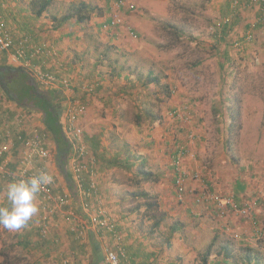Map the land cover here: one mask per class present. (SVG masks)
Wrapping results in <instances>:
<instances>
[{"label": "rangeland", "instance_id": "obj_1", "mask_svg": "<svg viewBox=\"0 0 264 264\" xmlns=\"http://www.w3.org/2000/svg\"><path fill=\"white\" fill-rule=\"evenodd\" d=\"M90 1L95 9H105L106 15L103 13L101 18H94L93 25L90 21L85 23L89 24L85 30H88L94 41H100L99 48L106 51L108 56L107 63L102 61L97 65L101 68H92V70L103 72L107 69L109 73H103L106 75L103 78H100L99 74L98 76L90 74L89 76H93V81L87 82L85 73H81L79 75L85 82L81 85L78 79L72 78L73 82L77 81L78 87L74 95L79 102L90 108L88 99L96 96L98 83L100 86L106 81L107 87L120 85L118 80L122 78L113 77L110 74V66L115 65L117 68L123 65L125 73L131 75L128 83L132 86L128 88L129 84H126L131 96L121 98H124L131 107L132 120L136 121L140 117L138 115L144 117L142 120L144 135L155 127L159 128L157 131L160 135L161 130L163 133L166 132L167 138L162 137V150L166 151L167 160L162 165L165 185L169 187L160 190L159 187L164 183L139 182L138 177H135L136 170L128 171L127 174L117 169L109 177H105L112 185L108 189L109 194H103L100 184L103 160L100 154L96 156L93 153L90 143H87L96 157L97 168L100 171L96 197L101 198L105 208L117 220L122 212L126 213L125 217L129 214L136 217L138 227L141 218L137 215L141 214L145 219L144 213L139 212L144 210L140 209L139 214L134 210L146 199H136L133 195L144 190L156 197L147 200L148 202L156 200L159 204L155 210L156 215L163 216L162 224L156 232L161 230L168 235L173 225L183 228L171 241L180 242L179 245L181 244L180 246L188 251V254H185L184 250L183 253L181 250L178 253L181 258L185 257L186 264H198L196 261L201 264L200 258L203 256L201 254L206 253L212 243L214 246L211 247L207 259L209 264H211L210 259L221 258L217 247L227 241L233 245L234 252L250 248L264 253V27L258 26L254 40L244 44L241 50L233 47L234 41H240L248 30V24L255 20L256 9L244 7L237 14H230L234 0H122L124 1L122 8L117 6L120 0ZM54 2L52 8L58 11L54 10L56 12L52 14L58 16L68 14L72 5L71 0ZM246 2L248 0L242 3ZM107 3L110 7L108 12ZM251 13L254 15L248 19ZM116 15L122 19L118 27L124 29L101 31V23ZM236 15L237 19L234 18ZM223 28L226 29L225 32ZM80 31L77 29V32ZM85 67L91 69V64L86 63ZM65 74V72L59 73V75ZM150 74L160 82L158 85H152L153 88H144L142 81ZM87 85H96V87L93 92L85 93L82 88ZM121 98L116 94L107 96L111 108L112 102H121ZM133 106H138V111L133 110ZM175 110L183 111L189 119L186 116L184 120L172 118L171 114ZM232 111L238 119L234 122L235 128H230L228 131L234 121ZM147 112L153 113L158 119L151 122L145 120ZM106 116H110V112H104L100 117L106 119ZM81 125L84 129L83 119ZM115 131L109 130L104 137L102 134L104 141H114L110 133ZM191 133L194 137L192 140L189 138ZM228 138L232 143L235 159L226 151L225 142ZM50 140L55 158L56 146L52 139ZM117 146V143L111 145L113 152L118 149ZM181 146L187 149V155L191 158L188 160L189 168L186 170L190 176L187 181L189 193L183 202L176 198L173 166V156L177 147ZM101 147L104 148V145L101 144ZM195 166L197 170L194 169L192 172L190 169ZM153 167L161 169L160 163L153 164ZM67 172L72 177L69 165ZM195 173L199 175L198 179H192ZM57 181L62 183L63 191L72 195L74 191L71 190L64 175L60 173ZM236 181L245 185V189L237 191L240 193L239 196H234L233 193ZM88 183V177L85 175L84 187H88ZM209 191L231 196L240 206H253V216L244 220L232 215L221 217L215 209L194 202V194L203 195ZM94 202L96 203L95 197L91 201L93 207L96 206ZM70 207L72 209H68L75 212L77 217L84 216L82 208L80 209L78 205ZM34 220V222L38 221L36 217ZM58 220L59 226L62 224L60 227L63 229V234L60 235L63 238L55 237L53 242L42 238L38 230L36 233L35 229H32L35 228L32 226L34 222L29 223L27 219L25 222L20 220L22 226L17 229L25 231L20 237L28 243L27 248L16 244L18 235L12 238L8 233L10 227L5 229L6 226L1 225L0 250L10 251L14 264H66V262L69 264V261L75 262L71 251L72 247H76L79 255L82 256L81 251L85 253L82 260L92 264L95 259L90 235L83 241L77 239L74 227L69 225L67 218L59 215ZM133 221L135 219H132ZM148 222L151 223L149 220ZM149 223L146 226L141 225L142 234L145 236L146 233L148 239L154 234L149 229ZM180 224L184 226L181 227ZM94 231L97 233V230ZM30 232L32 233L28 234ZM24 236L27 238L25 239ZM29 236L35 239H30ZM101 240L100 247L104 255L106 247H110L112 242L109 236ZM149 242L153 243V247L164 245L167 248L168 241L167 236L162 234L157 240L150 239ZM33 243L34 248L48 247L50 254L31 253L28 247L33 248ZM1 258L0 256V261ZM173 258V261H177L175 256Z\"/></svg>", "mask_w": 264, "mask_h": 264}, {"label": "built area", "instance_id": "obj_2", "mask_svg": "<svg viewBox=\"0 0 264 264\" xmlns=\"http://www.w3.org/2000/svg\"><path fill=\"white\" fill-rule=\"evenodd\" d=\"M123 4L124 1H119L118 8H122ZM231 7L234 14L244 7L255 8L258 14L256 19L248 24V30L243 34L241 42L234 41L233 43L234 48L241 50L244 44L254 40L258 26L264 27V0H249L245 4L241 0H234ZM121 23L122 19L116 15L110 23L103 25V30H114ZM4 53H11L15 61L22 62L24 69L28 70L44 88L52 91L59 90L62 95L63 104L59 123L70 147L68 165L84 216L79 218L75 212L67 209L73 201L70 193L66 191L55 193L58 178L49 170L56 164L51 148V137L42 121H39V125L35 128H27L33 119L37 116L41 117L39 113L19 108L14 101L0 91V120L4 125V128L0 130V176L1 180L7 184L9 194L20 198L25 203L35 202L37 204L41 215L39 216L41 221L39 235L42 238H46L49 234L51 217L59 214L66 217L72 228L74 227L77 239L83 241L94 230H97L101 239L106 236L110 237L112 245L106 247L104 264H134L127 260V252L122 243L123 236L117 228V219L105 208L101 198L95 195L100 171L97 168L96 157L86 142L81 125V120L86 116L88 108L76 99L74 93L77 92L78 87L72 77L67 74L59 75L48 68L55 63L58 56L57 51L32 46L30 38L26 36L16 40L0 15V54ZM33 61L39 63L34 64ZM95 87L96 85H87L82 90L85 93H91ZM185 116L189 119L180 110H175L171 114L172 118L179 120H184ZM189 138L191 140L194 138L192 133ZM19 149H22L21 156L14 154V151ZM14 156L17 157L15 161H13ZM186 156L187 149L183 146L177 147L173 156L175 194L180 202H183L189 193L187 185L189 175L184 168ZM10 159L13 167H9ZM85 175L89 180L88 187H84ZM198 178V174L192 175V179ZM194 195L196 204L213 206L221 217L232 212L246 219L254 213L253 206H240L231 196L211 191L203 195ZM94 197L95 207L91 204Z\"/></svg>", "mask_w": 264, "mask_h": 264}, {"label": "crops", "instance_id": "obj_3", "mask_svg": "<svg viewBox=\"0 0 264 264\" xmlns=\"http://www.w3.org/2000/svg\"><path fill=\"white\" fill-rule=\"evenodd\" d=\"M32 1L33 0H1L0 1V15L5 20L8 30L12 32L15 39L18 40L19 38L26 36L30 38L32 46L40 47L41 49L56 50L58 56L55 63L51 67L48 66L50 71L55 73L65 72L73 79L75 80L78 79L77 81L80 82V85L85 83L84 79L79 75L81 73L83 74L85 73L86 82L89 80L93 81V76H98L97 74L101 76L100 78L106 77L105 74L109 73V70L106 69L103 70V72L101 70H99V72H95V70L94 71L92 70V68H101L97 65L102 61L107 63L108 56L106 55V51L104 52L101 48H99V46L101 45L100 41L99 40L94 41L93 37L89 35L88 30H85L86 27L89 26V24H77L73 22V23H66L61 28L54 29V27L52 26L51 17L52 15H54L52 13L58 10L52 8L51 5L49 9L39 18L31 10L30 3ZM243 1L245 2L246 0H242V2ZM77 2H84L86 4L91 3L90 0H82V1L71 0V4ZM54 3L55 2H53L52 4ZM108 10H110V7L107 3L106 11L108 12ZM103 13L104 15H106L105 9L96 8V11L92 14V18H91L92 20H90V24L93 25L92 22L95 20L94 18H101ZM232 13L234 12L232 9H230V14ZM253 15L251 13L248 19H251ZM234 18L237 19V15ZM110 22L111 19L109 18L105 22L103 21L100 25L101 31L103 29V25ZM77 29H80L81 31L77 32ZM120 29H121L120 27L115 28V30H120ZM123 29L124 28H122L121 30ZM104 47L107 48L106 45H104ZM4 59H6L7 64L10 66L24 68L22 62L15 61L11 53L0 54V61ZM33 62L34 64L39 63L38 61H33ZM86 63L91 64V69L88 68L89 66L85 67ZM90 74H93V76L92 75L89 76ZM110 74L113 77L117 76L122 78V80H118V84L120 85L116 87L110 85V87H107L108 82L106 81L103 82V85L100 86L98 83L97 86L98 88H96L97 89L96 96L95 97L93 96L90 99H88L90 108H88V112L86 116L83 118L84 131H85L87 143L88 141H91V139H96L97 141L100 140V146L101 144L104 145V148L103 147L100 148L101 149L100 151L102 152L99 153L101 159L103 160L104 166L108 165L106 168L103 166L101 168L100 178L102 181H100V184H101V190H103L102 191L103 194L104 193L109 194L108 189L112 185V183L108 181V179H105V177H109L117 169L124 171L126 173L128 172V170H125L124 168H118L117 166L119 165L118 162L122 161V163H126L127 161L129 162L131 161V163L135 165V168L139 166V161L135 160V156H140L141 159H145L147 161L146 168H148L157 175L158 182H156L155 184H158L160 182L164 183V185H161L159 187L160 190L169 188L165 185L164 173H163L164 167L162 165L167 160L166 151L162 150V143H163L162 137L163 139L167 138V136H165L166 132L163 133L161 130L162 134L160 135V133L158 132L159 128L155 127L154 129L150 130V132L148 131V134L146 135L142 134L145 132V128L144 129L142 128V126H144L143 124L144 122L142 121L141 123H138L137 120L136 121L132 120V115H131L132 113L130 112L131 107L128 106V102L125 101L124 98H121V97L131 96L130 95L131 91L128 89L132 86V84L128 83L129 77L131 76L130 73H125V69H123V65H120V67L118 66L117 68L115 67V65H111ZM97 79L98 78L96 77L95 80ZM126 84H129L128 88L126 87ZM0 91L2 90L0 89ZM56 91L58 92L57 95H59V98L56 99V102L59 101V105H62L63 104L62 95L60 94L59 90ZM108 94L111 95L116 94L117 97L121 98L120 100L121 102L118 103L112 102L113 107L111 108L110 106L111 103H109L108 102L109 99H107ZM105 95L106 97H103ZM132 108L135 111H138L139 109L138 106L137 107L133 106ZM104 112H110V116H106L107 117L106 119H102L100 117L101 114L103 115ZM40 118L41 117L37 116V118L33 119L27 125V128L32 129L37 127L41 122ZM146 119L149 120L150 122L152 121L150 117H146L145 120ZM2 124L3 122L2 120H0V130L4 128V125ZM149 124L150 123H148V125ZM111 129L116 130L115 132L110 133V137L113 138L114 141L105 142L104 139L102 138V134L104 137L105 133L109 132V130ZM115 143L118 144L117 146L118 149L113 152V150L111 149L112 148L111 145H114ZM14 154L21 156L22 149H19L18 151L15 150ZM188 157L189 155L186 156L184 163L185 170L189 168L188 160H190L191 158ZM16 159L17 157L14 156L13 161H15ZM9 162H11L9 164V167H13V163L11 159ZM159 163L161 169L153 167V164H159ZM57 168L58 166L57 164H55L49 170L53 175H55L58 178L60 176V173ZM196 168L197 167L195 166L193 167V169L190 170L193 172L194 169L197 170ZM57 183L58 184L55 188V193L60 192L61 190L63 191V186L61 187L62 183L58 181ZM145 183H153V182H145ZM64 185H66V183H64ZM66 189H68V187ZM243 189H245V185L240 181H236L234 186L235 191L233 192L234 196H239L240 193H237V191L240 192V190ZM71 190H75V191L72 193L73 202L70 206L73 205L74 207H77L78 205V207H80L79 198L78 195L76 194V189H71ZM118 202L119 201H117V203ZM70 206L68 208H71ZM209 207L213 208V206H209ZM134 211H136L138 214L139 212L144 213V211H139V210H134ZM125 215L126 213L122 212L119 216L120 218L118 217L119 222L117 228L123 236L122 243L124 249L127 252V260H129L128 262L134 264H180L181 262L183 264L187 263V260L185 261V257L181 258L180 254L178 253L180 250L183 253L184 250V253L188 254L187 253L188 251L185 250V247L180 246L181 244L179 245L180 242L178 243L176 241L173 242L171 241L173 236L179 231H181L183 228L180 229V226H178L179 230L173 234L170 233V229H169L168 235L166 233H163L161 230L157 232H153L155 238L152 235L150 238L152 239V241L157 240V238L162 234H165L170 239V246H168V242H167V248L164 245L159 247L158 246L153 247L152 245L153 243L149 242L150 239H148L147 234L145 233L144 234L145 236H143L141 231L142 228L141 225L146 226V224L149 223L148 220L150 222L152 221L150 219H147L145 215H144L145 219H143V215L141 214L137 215L138 218H141L140 220L141 224L138 227L137 226L138 221L136 217L131 216L130 214L128 215V217L127 216L125 217ZM228 215L240 217L243 220L245 219L241 216H237V214L232 212H228L226 217H228ZM39 216L41 215L37 207V204H35V202L25 203L20 198L12 197L7 190L6 182L2 181L0 176V223L6 226L5 229L10 227L8 233L12 235L11 237L13 238L16 234L19 236L24 235L25 232L24 230L17 229L20 226H22L20 220H22V222H25L27 219L29 223H33L35 221L34 220L35 217L38 221L32 224V226H35V228L32 227L31 228L35 229L36 233L37 230L40 233L41 221ZM58 216L59 214L54 215V217L52 216L51 220L49 221L50 231L48 236H46L47 241L48 239H50L53 242L55 237L60 239L63 238L62 235H60L63 234V229L62 227H60L62 224L59 226ZM132 219H135V221L132 222ZM149 224H150L149 229L152 230L151 223ZM69 225L72 226L70 222ZM183 226L184 225L182 224L181 227ZM228 229L229 228H227V230ZM31 233L32 232L28 234ZM95 233H96L95 231H91L89 234L92 241L93 238L96 239L98 238L96 236L97 233L96 234ZM178 236L180 235H177V237ZM29 237L30 239L32 238L35 239L32 236ZM141 241H143L144 243H141ZM32 242H34V240H32ZM173 244H174V248H173ZM222 245L223 243H221L220 246L217 247L218 254L220 253L219 257L221 256V258L215 257L213 259H210L211 264L226 263L222 255V253L225 252V250H223V247H221ZM175 246H180V247H175ZM34 247L35 245L33 246V248ZM33 248L28 247V250L31 253H35V254H38L39 252L45 255L50 254V250L48 249V247L42 246L34 249ZM1 252L2 250H0V253ZM71 253L72 255H74L75 262L74 260H72L71 262L69 261V264H73V263L88 264L86 261L82 260L83 257H85V255L81 257V255H79V250H77L76 247H72ZM201 255L203 256L200 258V262L201 264H203L202 259L205 258L206 253L203 252ZM77 256H79V258H76ZM173 256H175L177 261H173L174 260ZM1 262H2V258L0 263ZM196 263L199 264V261H196Z\"/></svg>", "mask_w": 264, "mask_h": 264}, {"label": "trees", "instance_id": "obj_4", "mask_svg": "<svg viewBox=\"0 0 264 264\" xmlns=\"http://www.w3.org/2000/svg\"><path fill=\"white\" fill-rule=\"evenodd\" d=\"M54 0H33L30 3V7L32 12L37 16L41 17L52 5ZM96 11L94 6L91 4H86L84 2L80 3H73L71 5V9L69 10L68 14L63 16L52 15L51 22L54 29L61 28L66 23H77V24H85L89 22L92 18V14ZM224 32L226 31L225 28L222 29ZM160 80L151 74L147 76V78L142 81V85L144 88H153L152 85H158ZM0 89L3 91L5 95H7L10 100L14 101L19 108L30 110V112L39 113L41 116V121L45 126L46 130L48 131L52 141L55 143V158L56 164L58 166V170L64 177L66 181L69 183L71 189H76L75 184L72 180V177L69 176L67 172V165H68V158L70 153V147L66 140V137L63 133L62 127L60 126V112H59V101L56 102V99L59 98L57 95V91L47 90L42 85H40L34 76L26 69L22 67H13L7 64L6 59L0 61ZM232 110V109H231ZM148 117L152 119V121H156L158 118L153 113L147 112ZM232 121L231 126L229 127L228 131L235 128V121L236 118L234 112H231ZM137 118V122H141L143 120L141 115ZM145 116V117H147ZM90 146L92 147L93 152L96 156H99L100 140L91 139L88 141ZM232 143L230 142V138L227 139L225 142V147L227 153H229L233 159L234 155L232 153ZM104 154V153H102ZM131 157V156H130ZM131 160V158H130ZM135 160L139 161V166L135 168V165L131 163V161H127L126 163H122V161L118 162V168H124L128 171H135L136 177H138L139 182H153L154 184L158 182L157 175L146 168L147 161L145 159H141L140 156H135ZM107 167L102 163L101 167ZM75 191V190H73ZM133 197L136 199L143 198L146 199L144 203L138 204L135 210H144V215L147 219H150L151 228L153 232L161 226L163 218L162 215H156V209L158 208L159 204L156 200L148 202L147 200L150 198H156L151 196V194L147 191L142 190L140 193L134 194ZM3 225L0 223V226ZM179 230L178 225H173L170 229V233L173 234ZM96 234V233H95ZM97 239L101 241L100 235L97 233ZM25 237V236H24ZM18 240L16 244L22 246L23 248H27L28 243L25 240L17 236ZM27 237H25L26 239ZM100 238V239H99ZM168 239V246H170V239ZM93 241L90 238V244L94 250V259L95 261L92 264H99L95 249L93 246ZM227 241L223 243L221 247L225 250L222 253L223 258L225 260V264H264V253L260 250L254 251L253 249L247 248L243 249L240 252H234L233 245ZM101 243V242H100ZM101 245V244H100ZM214 246V243L210 245L206 252L205 258L202 259L203 264H208L207 259L210 256L211 247ZM80 254L82 256L85 254L84 251H81ZM220 254V253H219ZM0 256L2 257V262L0 264H14L13 258H11V252H1ZM81 256V257H82ZM76 258H79L77 256ZM233 262H232V261ZM232 263H231V262Z\"/></svg>", "mask_w": 264, "mask_h": 264}, {"label": "water", "instance_id": "obj_5", "mask_svg": "<svg viewBox=\"0 0 264 264\" xmlns=\"http://www.w3.org/2000/svg\"><path fill=\"white\" fill-rule=\"evenodd\" d=\"M58 109H59L60 115H61V107L59 106ZM92 243H93V246L95 249V254H96L98 263L104 264V256H103V252H102V247H100V244H99L100 242L96 238H93Z\"/></svg>", "mask_w": 264, "mask_h": 264}, {"label": "clouds", "instance_id": "obj_6", "mask_svg": "<svg viewBox=\"0 0 264 264\" xmlns=\"http://www.w3.org/2000/svg\"><path fill=\"white\" fill-rule=\"evenodd\" d=\"M58 93V92H57ZM59 96V95H58ZM61 110H62V106L60 105ZM60 112V111H59ZM61 116V115H60ZM196 174V173H195ZM190 177V176H189ZM174 181H175V177H174ZM175 184V183H174ZM100 242V241H99ZM100 244V243H99ZM104 256V255H103Z\"/></svg>", "mask_w": 264, "mask_h": 264}]
</instances>
